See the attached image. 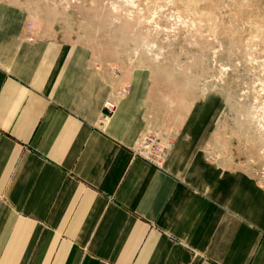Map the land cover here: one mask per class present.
I'll use <instances>...</instances> for the list:
<instances>
[{"label": "crops", "instance_id": "obj_1", "mask_svg": "<svg viewBox=\"0 0 264 264\" xmlns=\"http://www.w3.org/2000/svg\"><path fill=\"white\" fill-rule=\"evenodd\" d=\"M164 93L0 0V264H264V184L212 155L222 96L172 124ZM170 124L160 162L136 152Z\"/></svg>", "mask_w": 264, "mask_h": 264}, {"label": "rangeland", "instance_id": "obj_2", "mask_svg": "<svg viewBox=\"0 0 264 264\" xmlns=\"http://www.w3.org/2000/svg\"><path fill=\"white\" fill-rule=\"evenodd\" d=\"M9 1L27 10L35 33L91 47L101 71H152L168 123L218 92L225 109L212 155L264 184V0ZM172 124L151 136L167 144Z\"/></svg>", "mask_w": 264, "mask_h": 264}, {"label": "built area", "instance_id": "obj_3", "mask_svg": "<svg viewBox=\"0 0 264 264\" xmlns=\"http://www.w3.org/2000/svg\"><path fill=\"white\" fill-rule=\"evenodd\" d=\"M28 26L32 27V24H29ZM26 37L29 40L34 38L32 34H29ZM103 107L105 109V116L110 115L115 109V102L108 98L104 101ZM169 143L170 142L168 141L167 144L162 145L151 135H146L137 146L136 152L149 161L155 163L160 162L165 157Z\"/></svg>", "mask_w": 264, "mask_h": 264}]
</instances>
